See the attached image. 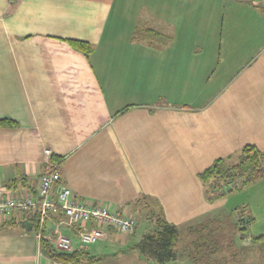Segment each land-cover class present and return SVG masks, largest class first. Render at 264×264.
Here are the masks:
<instances>
[{"label":"crops","instance_id":"1","mask_svg":"<svg viewBox=\"0 0 264 264\" xmlns=\"http://www.w3.org/2000/svg\"><path fill=\"white\" fill-rule=\"evenodd\" d=\"M132 1L135 3L129 6L121 5ZM217 1L214 11H208L201 0H177L166 9L163 0H0V119L18 124L0 127V181L5 184L24 177L27 184L16 190L36 193L48 150L50 156L63 158L59 186L68 187L81 202H106L120 210L142 195L179 197V189H184L181 196L188 195V204H206L199 172L214 159L246 144L264 151V42L250 54V45L261 41L264 11L245 0ZM252 1L264 8V0ZM144 8L156 15L171 9L175 13L208 11L212 14L204 17L203 26L215 24L222 29L220 45L226 40L237 47V56L252 58L253 62L239 67V83L225 91L228 100L235 97L222 106L230 109L229 124L222 118L220 123L210 118V97L205 94L210 85L203 75L208 68L219 66L214 63H209L201 76H195V69L190 75L191 90L183 93L184 102L199 111L185 113L161 104L148 110L147 105H154L162 95L157 74L164 69L165 58L157 59L150 72L145 64L148 57L162 54L130 39L138 16L133 13ZM129 20L128 31L125 25ZM165 20L174 22L169 16ZM225 27L235 29L234 38L226 34ZM64 38L88 41L93 51L87 58ZM215 39L214 35L207 42L204 39L199 54L210 51L211 60ZM239 42L247 46L239 49ZM225 54L231 59L235 56L220 49L218 57ZM174 69L172 63L166 67L171 72ZM221 127L224 133L240 132L245 138L227 148L224 139L233 138L221 136ZM213 141H219L220 149L206 161ZM182 149H192L193 161L200 160V165L193 166L191 180L182 177L183 182L178 183L173 173L181 162ZM263 193L264 179L235 193L234 201L251 209L255 196ZM175 197L166 202L175 204ZM218 201L212 206L208 203L206 214L217 210ZM20 216L17 212L0 216V222H19L0 231V264H87L60 263L44 255L36 232L25 226ZM52 217L59 219L56 214ZM50 223L46 224L48 230ZM171 223L176 224L174 220ZM74 246L91 256L98 254L88 246L78 247L77 239ZM102 259L90 264L106 261Z\"/></svg>","mask_w":264,"mask_h":264},{"label":"rangeland","instance_id":"2","mask_svg":"<svg viewBox=\"0 0 264 264\" xmlns=\"http://www.w3.org/2000/svg\"><path fill=\"white\" fill-rule=\"evenodd\" d=\"M176 1L177 0H163L164 8H171L172 5L177 4ZM133 2L134 1L131 3L122 2L121 5L129 6L133 4ZM245 2L250 4L253 1L245 0ZM201 4L204 5L202 8H207L208 11L209 9L214 11V8L219 5L217 0H201ZM142 10L136 15L133 13V17L138 15L135 20L133 31L137 27H150L173 38V40L166 45L160 44V42H153L155 46H148L152 50L160 52L163 55L162 56L158 53L157 55L148 57L145 64L150 72L154 69L155 64H158L157 59L165 58L164 62L161 59L162 63H164V69L157 74V77L161 82L158 84L157 89L162 95L159 96L154 105H147L148 110L152 111L157 104H161V106H170V108L174 110L184 111L185 113L199 111L197 106L184 102L183 93H185L188 89L191 90L190 83L193 80H191L190 75L195 73V69H198L195 76H201L203 75V69H205L209 63H214V66H217V64H219V66L216 68H208L203 75V77H206L208 84L210 85V89L205 91V94L210 97V118H215L217 123H220L219 119L222 118L223 121L229 124L231 121L228 118L230 109H224L222 106L227 105L228 101H234L235 97L228 100V96L225 91L227 88L239 83V75L240 72H242L239 67L244 63H249V61L253 62V60H250L251 57L237 56V47L234 46V44L226 43V40L220 45V32L222 29L215 24L206 27L203 26L204 17L212 14L208 11L203 12L197 9L196 11L189 13H175L173 9H171L168 13L159 11L156 15V12H152L151 9L144 8L143 17L141 18L140 13H142ZM215 14L220 15L221 13L216 12ZM165 16L173 18L174 22L172 20L169 22L166 21ZM183 17H186V21ZM178 18H181V22L177 28L176 25L179 22ZM131 20L127 21L125 25L126 30L128 31ZM223 30L226 34L228 32L229 37L234 38L236 35L234 32L235 29L233 28L225 27ZM213 35L216 39L214 40V45L212 46V53L215 55L210 60V51L207 53L205 52L204 54H199V52L203 43L207 42L206 39L212 37ZM174 37H176L177 40H175L176 38ZM204 39L205 42H203ZM260 39L261 41L259 45H250V54L252 51L256 53L258 47L263 46L264 31L261 33ZM243 40H246V38ZM237 46L239 49H242L244 46H247V44L245 42H239ZM220 49L221 53L231 52L232 54H235V56L231 59L229 58L230 56H227L228 54H225V57L221 59L218 57ZM177 53L179 55H177ZM258 57L259 56L256 58ZM171 63L174 67H177V69H174L173 72L166 70V67H170ZM245 66L242 70L245 69ZM191 70H193V72L189 73ZM172 89L175 92L174 94H172ZM168 98L177 99L170 101ZM169 101L173 103H170ZM132 107L133 106H130V108ZM184 115L187 116L188 114ZM219 132L221 136H232L231 138L233 139L231 140L224 139L227 148L245 138L244 136H240V132L233 133L228 130L224 133L222 132V127L219 129ZM218 144L219 141L212 142L211 154L206 152V161H208L209 157L212 158V156H214L213 153L220 149ZM182 150L183 151H181L182 154L180 157L181 162L178 165L177 172L173 173L174 175L176 174L174 180L178 183L183 182L182 177L184 180L188 181L191 178V170L193 166L198 167L200 165V160L198 162L193 161L194 157L191 156V152H193L192 149ZM237 151L238 149H235L229 153V155H231L230 162L236 160ZM223 158L228 159L227 156ZM179 190V197H175V194L171 197L162 195L160 197H152V199L156 200L155 204L152 200L147 199L146 202L148 204H152L153 202L152 206L150 205L151 208L147 210L152 211V215L140 209L139 206L141 204H138V210L135 213L130 207L118 210V212L121 213L122 211L127 210L129 214L133 215L137 221V227L131 233L118 232L115 235H109L107 231V235L103 236V238L105 237L104 239L102 238V240L88 245V247L91 248V251L95 253L94 255L98 252L96 256L103 257L102 261L104 259L106 260L98 264H146L147 260L140 257L136 251H132L131 254L126 253L128 252L127 249L135 243L134 241L139 239L140 236L146 233H155L157 231L158 228L156 227L154 217L152 216L157 215L159 212L161 213L162 218H164V220L168 223L173 224L171 221L174 220L176 224L174 223L173 225L176 226L179 232V238L176 244L177 258L173 264H264V238L254 239L256 236L264 234L263 195L255 196L250 209L249 206L243 207L240 205L241 203L239 205L235 203L234 194H232L233 196H227L228 199L224 201H222L224 198H217L209 201L204 194V200L207 202H205L206 204H188V195L181 196L184 189ZM172 197H175L178 202L175 204L167 203L166 201ZM217 201L221 204L218 206L217 210L206 214V209L209 204L212 206ZM110 207L114 210L117 209V206L115 205L114 207L110 205ZM186 216L188 217L186 218ZM249 216H254V220L248 222ZM179 218L185 219L181 220ZM241 218L242 220L240 221L239 219ZM233 223H237L238 227L242 230H237L233 233ZM196 229L198 232H196ZM199 245H203L206 249L209 247L216 248L213 251V254L203 257L202 255L204 250H197L196 252L194 250V247ZM150 262L151 261L148 263L150 264ZM151 263H153V261Z\"/></svg>","mask_w":264,"mask_h":264},{"label":"trees","instance_id":"3","mask_svg":"<svg viewBox=\"0 0 264 264\" xmlns=\"http://www.w3.org/2000/svg\"><path fill=\"white\" fill-rule=\"evenodd\" d=\"M253 7H255L259 11H264V8L260 7L255 3H251ZM132 42H142L147 46H153V42H160V44L166 45L173 38L169 35L164 34L163 32L150 28V27H137L132 35ZM66 41L72 48L77 51L82 52L87 58L93 51V45L85 40L77 39V38H64L62 39ZM149 46V47H150ZM155 46V45H154ZM130 107H125L123 110H126ZM122 110V111H123ZM18 124L16 121L2 118L0 119V127H9L15 128ZM228 159L223 157H218L210 165H208L203 171L198 173V178L200 182H202V186L204 194L209 201H212L217 198H225L229 195L241 192L243 189L248 186L255 184L258 181L264 179V151L260 150L253 144H246L238 149L236 152V160L230 162L231 155L227 156ZM50 161L58 164V169H60V165L63 162V158L55 155L50 156ZM24 177H19L17 179H13L10 182L5 183V187L9 190L16 191V189L21 185H26L27 182ZM59 180L54 184L53 191L60 185L58 184ZM216 191V192H215ZM31 193L33 196H36V193L32 190ZM150 197V198H149ZM152 200L154 204L156 203L155 199H152V196L142 195L141 197L135 199L133 202H129L126 204L127 207H130L131 210L135 213L138 209V204H141L140 209L148 212L152 215V211H147L151 208L152 204H148L146 200ZM151 205V206H150ZM142 206V207H141ZM246 207V205H242ZM112 209V208H111ZM113 210V209H112ZM118 211V210H114ZM21 214L20 218H24L23 223L26 222L31 224V230L35 231L36 234L39 233L41 250L44 255L50 257L56 262L60 263H94L100 261L103 257L91 256L88 254L86 250L83 248L73 249L72 251H61L56 249L52 243H50L44 236L49 233V231L53 230L54 222H58L61 219V215L59 213H55L58 215L59 219H54L51 215L52 221H47L46 223L40 224L39 221V213L37 210L32 211H20L17 209H13L8 215H0L1 217H10L14 213ZM232 214V213H231ZM154 217L155 225L158 228L155 233H146L141 236V238L133 243L127 250L128 251H136L140 257L149 261H153V263L157 264H171L177 258V250L176 244L179 238V232L175 225L168 223L162 218L161 213L159 212ZM240 221L242 220L239 219ZM254 218L249 216L248 222L253 221ZM51 222L52 228L49 230L46 228V224ZM19 224L18 221L11 222H0V231L9 227L11 225ZM48 226V224H47ZM233 233L237 230H242L238 227L237 223H233ZM137 227V221L136 226ZM64 229H62L63 231ZM64 232L66 235L73 237V239H77L72 230L65 229ZM119 231L116 228H108L109 235H115ZM196 232L198 230L196 229ZM232 233V234H233ZM264 234H260L256 236L254 239H263ZM78 240V239H77ZM79 244V242H78ZM216 247L205 248L203 245L195 246V252L197 250H204L203 257L209 256L213 254ZM173 264V263H172Z\"/></svg>","mask_w":264,"mask_h":264},{"label":"built area","instance_id":"4","mask_svg":"<svg viewBox=\"0 0 264 264\" xmlns=\"http://www.w3.org/2000/svg\"><path fill=\"white\" fill-rule=\"evenodd\" d=\"M47 159L38 180L37 194L28 191H12L0 181V215H8L13 209L20 211L37 210L42 225L52 221L51 215L59 213L61 219L54 222V228L44 237L61 251L75 249L73 237L66 235L62 229L72 230L78 239V247H86L102 240L108 228H116L121 232L131 233L136 220L127 210L118 212L101 201L81 202L74 198L72 191L66 186L54 184L59 180L58 164L50 161V151L45 150ZM38 238L40 237L37 233ZM105 238V237H104ZM103 238V239H104Z\"/></svg>","mask_w":264,"mask_h":264},{"label":"water","instance_id":"5","mask_svg":"<svg viewBox=\"0 0 264 264\" xmlns=\"http://www.w3.org/2000/svg\"><path fill=\"white\" fill-rule=\"evenodd\" d=\"M25 226L28 225V228L31 229V224H28L26 222L23 223Z\"/></svg>","mask_w":264,"mask_h":264}]
</instances>
